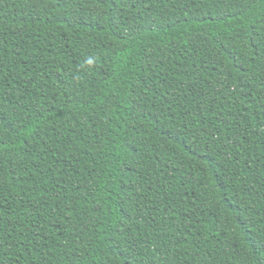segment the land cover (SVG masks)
Listing matches in <instances>:
<instances>
[{
	"label": "trees",
	"instance_id": "16d2710c",
	"mask_svg": "<svg viewBox=\"0 0 264 264\" xmlns=\"http://www.w3.org/2000/svg\"><path fill=\"white\" fill-rule=\"evenodd\" d=\"M0 264H264V0H0Z\"/></svg>",
	"mask_w": 264,
	"mask_h": 264
}]
</instances>
